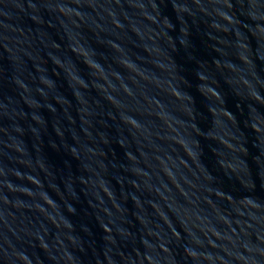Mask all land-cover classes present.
Listing matches in <instances>:
<instances>
[{
    "label": "water",
    "instance_id": "95a60500",
    "mask_svg": "<svg viewBox=\"0 0 264 264\" xmlns=\"http://www.w3.org/2000/svg\"><path fill=\"white\" fill-rule=\"evenodd\" d=\"M0 264H264V0H0Z\"/></svg>",
    "mask_w": 264,
    "mask_h": 264
}]
</instances>
